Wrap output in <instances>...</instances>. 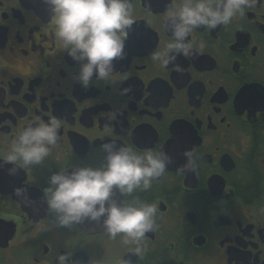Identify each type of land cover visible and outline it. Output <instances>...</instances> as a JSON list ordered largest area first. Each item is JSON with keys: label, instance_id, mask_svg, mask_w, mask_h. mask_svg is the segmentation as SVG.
<instances>
[{"label": "flooded vegetation", "instance_id": "flooded-vegetation-1", "mask_svg": "<svg viewBox=\"0 0 264 264\" xmlns=\"http://www.w3.org/2000/svg\"><path fill=\"white\" fill-rule=\"evenodd\" d=\"M171 2L131 0L135 22L111 82L84 89L44 0H0V152L36 116L61 122L43 162L0 168V264H56L65 250L79 264H264V0L194 30L192 54L162 66L152 54L170 39ZM106 140L174 160L127 197L157 206L139 254L100 223L60 226L43 200L51 172L98 166ZM188 150L196 166L181 170Z\"/></svg>", "mask_w": 264, "mask_h": 264}, {"label": "clouds", "instance_id": "clouds-1", "mask_svg": "<svg viewBox=\"0 0 264 264\" xmlns=\"http://www.w3.org/2000/svg\"><path fill=\"white\" fill-rule=\"evenodd\" d=\"M256 0H172L165 14V27L170 39L152 54V59L167 66L178 55L190 56L196 47L190 39L194 30L213 29L230 24L243 15ZM54 14V34L67 55L78 64L75 80L84 89L96 81L111 82L115 61L125 55V41L134 17L131 0H44ZM126 91V90H125ZM116 114L109 116L114 119ZM60 119L40 116L22 128L10 146L0 152V168L11 165L9 174L40 164L59 143ZM104 159L98 166L68 165L51 172L42 188L48 211L55 214L60 226L84 221L100 223L113 239L123 234L125 244L136 245L153 230L157 206L137 197V190H148L174 163L163 150L136 148L106 140L102 143ZM183 169H194L192 150L184 153ZM25 189L17 187V197ZM119 193V197H117ZM23 203V201H22ZM56 264H79L72 251L58 253ZM95 264V262H91Z\"/></svg>", "mask_w": 264, "mask_h": 264}, {"label": "water", "instance_id": "water-1", "mask_svg": "<svg viewBox=\"0 0 264 264\" xmlns=\"http://www.w3.org/2000/svg\"><path fill=\"white\" fill-rule=\"evenodd\" d=\"M82 225L89 229L90 231H98L100 228H98V224L96 222H92V221H84L82 222Z\"/></svg>", "mask_w": 264, "mask_h": 264}]
</instances>
